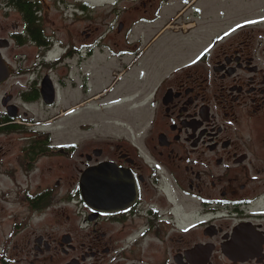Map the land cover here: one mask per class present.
Returning <instances> with one entry per match:
<instances>
[{"label": "flooded vegetation", "instance_id": "1", "mask_svg": "<svg viewBox=\"0 0 264 264\" xmlns=\"http://www.w3.org/2000/svg\"><path fill=\"white\" fill-rule=\"evenodd\" d=\"M48 1L0 0V264H264V5L186 0L150 57L174 1Z\"/></svg>", "mask_w": 264, "mask_h": 264}, {"label": "rangeland", "instance_id": "2", "mask_svg": "<svg viewBox=\"0 0 264 264\" xmlns=\"http://www.w3.org/2000/svg\"><path fill=\"white\" fill-rule=\"evenodd\" d=\"M65 3H68V2H75V8L77 7H82L83 9H86L85 8V3L84 2H81V1H85L86 3H88V7H91V6H94L95 4H100L99 6L100 7H104L105 11H109L111 10L112 12L113 9H117L121 6L122 2L121 0H117L116 3L110 5V4H107V5H104L105 3H108L110 2L111 0H63ZM107 1V2H106ZM159 0H156V3L158 2ZM167 1H174V5H170L172 8H170V6H166V3L162 5V7L166 6L164 8V13H168L166 16H163V13L161 14V18L158 19L155 23H145V22H136L137 19L139 17H146V18H150L153 16V9L150 8L149 12H146L145 14L142 15L143 12V9L140 7L138 8L139 9V12L140 14H135V16L133 18H128V22L126 24V28L127 29H131L132 30V37L131 39L132 40H138L140 39V42L138 41L139 43V50L141 51V53H143V55H147V56H150V55H154L156 52H158L161 47L163 46L164 43H166L167 40L169 39H177V37H179L177 31L175 30H172V29H165L163 28V24L165 23V21L167 19H164L163 17H170L172 16L177 10H183V7H185V10H184V20H182V22H185L187 23L188 25H182L183 29H187V26H189L191 22L193 21H197V18H195L193 15H192V11H193V8H188V5L185 4V1L186 0H166L165 2ZM211 3V6H213V9L211 12V15H212V20L211 21H216L217 19H215V16H216V12L218 10V8L220 7H225L226 11L229 12L231 10V8L233 7H245V8H249V7H252V6H263L264 5V0H263V4H254V3H245V4H227L224 0H207ZM48 2H51L50 0ZM201 1H198V3H200ZM116 4L115 7H113L114 5ZM125 6L127 5L128 9L131 10L133 9L134 7H137V3L135 0H127L123 3ZM117 7V8H116ZM148 7V6H147ZM168 7V8H167ZM121 8V7H120ZM76 10H80V9H75ZM120 10V9H119ZM88 12V10H86V13ZM93 13V12H92ZM207 14V13H206ZM115 15V12L113 13L112 16ZM88 21H95L97 22L98 19L95 15H88V19H83V20H79L78 17H75V29H79L82 30V27L88 22ZM201 23H205L206 21H200ZM177 28V27H175ZM178 29V28H177ZM176 29V30H177ZM162 30V31H161ZM164 30V31H163ZM161 33L159 35H157L158 32ZM78 37H81L80 35H78ZM76 44H80L83 40L81 39H76ZM152 55V56H153ZM146 56V57H147ZM145 56L141 57L143 60H146L148 58H144ZM151 57V56H150ZM183 60H181L182 62ZM180 62H176V64H174V66L172 67H176L177 65H179ZM89 132H86V131H75V141H78V140H83V138H87L89 137ZM90 139H87L85 141H89ZM77 158V155L75 154V159Z\"/></svg>", "mask_w": 264, "mask_h": 264}, {"label": "water", "instance_id": "3", "mask_svg": "<svg viewBox=\"0 0 264 264\" xmlns=\"http://www.w3.org/2000/svg\"><path fill=\"white\" fill-rule=\"evenodd\" d=\"M93 174H95L96 176H99V175L104 174V171L103 170H86L82 177V183H84L87 186L84 190L88 189L89 178ZM99 183H100V186L97 185V189H100L103 187L104 181H100Z\"/></svg>", "mask_w": 264, "mask_h": 264}, {"label": "crops", "instance_id": "4", "mask_svg": "<svg viewBox=\"0 0 264 264\" xmlns=\"http://www.w3.org/2000/svg\"><path fill=\"white\" fill-rule=\"evenodd\" d=\"M161 31H162V30H161ZM161 31H160V32H158V33H157V35H159V34L161 33ZM141 51H142V50H141ZM141 51H140V53H141ZM141 54H143V53H141Z\"/></svg>", "mask_w": 264, "mask_h": 264}, {"label": "snow or ice", "instance_id": "5", "mask_svg": "<svg viewBox=\"0 0 264 264\" xmlns=\"http://www.w3.org/2000/svg\"><path fill=\"white\" fill-rule=\"evenodd\" d=\"M237 27H240L239 25H237ZM227 34V33H226ZM205 51H207V50H205Z\"/></svg>", "mask_w": 264, "mask_h": 264}]
</instances>
